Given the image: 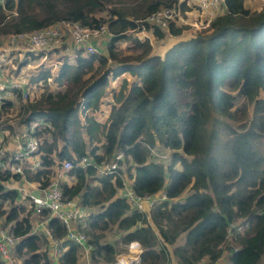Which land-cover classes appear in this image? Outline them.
<instances>
[{
  "label": "trees",
  "instance_id": "16d2710c",
  "mask_svg": "<svg viewBox=\"0 0 264 264\" xmlns=\"http://www.w3.org/2000/svg\"><path fill=\"white\" fill-rule=\"evenodd\" d=\"M174 1L6 0L4 7L0 5L4 36L59 21L89 26L105 22L115 33L107 37L106 54L77 50L72 61L63 57L52 77L58 89L46 87V70L28 78L31 89L27 88L20 105L19 119L48 121L46 130L52 137L47 141L40 136V167L25 168L22 175L0 170V216L9 222L11 256L13 252L21 258L18 264H52L44 234L32 231V214L47 218L50 238L59 241L58 249L63 248L57 256L59 264H76L78 247L63 237L62 222L47 217L45 210L35 213L27 195L6 185L24 178L41 186L63 159L73 166L61 176L74 177L72 183L59 179L64 197L80 196L82 205L102 206L78 228L89 236L92 256L100 255L103 264L118 251L116 245L101 242L107 230L122 243L140 244L134 264L211 262L220 253L226 224L235 218L244 219L247 226L233 240L236 249L224 264L258 263L264 251V210L256 212L264 202V0L254 10L245 7L243 0H223L221 12L195 34L172 43L162 55L151 53L147 38H131V46L138 50L118 55L114 47L118 40L129 38L126 30L135 28L151 10ZM184 5L182 0L181 8ZM166 29L171 34L180 31L172 22ZM147 30L158 38L165 28L153 25ZM124 71L134 79L124 80L116 103L99 121L93 113L99 110L108 76ZM38 80L45 84L39 91ZM157 143L169 150L167 163L152 159ZM52 151L56 160L50 156ZM117 151L122 158L116 171L99 175L94 164L112 159ZM82 155L90 163L78 165ZM121 166L130 169L127 175L136 193L164 191L166 197L150 207L148 219L119 195ZM186 188L189 192L182 196ZM0 264L9 263L0 257Z\"/></svg>",
  "mask_w": 264,
  "mask_h": 264
},
{
  "label": "built area",
  "instance_id": "2783aa9c",
  "mask_svg": "<svg viewBox=\"0 0 264 264\" xmlns=\"http://www.w3.org/2000/svg\"><path fill=\"white\" fill-rule=\"evenodd\" d=\"M5 1L6 0H0L1 7H4ZM222 6L223 0H196L198 12L204 13L208 18L212 15H217L222 9ZM182 12L181 0H176L168 5H160L148 12L142 18L141 22L131 30L145 32L147 31V28L153 25L166 29L170 22L181 17ZM67 23L70 25L69 32L74 45L73 52L75 54L77 53V50H82V52L89 54H99L101 40L105 37L115 36V33L108 30L105 22L91 26L83 25L79 22L68 21ZM203 24L204 22L199 19L195 22H191V25L197 31L203 27ZM8 42L9 44L19 42L29 46L30 49L43 51L48 49L53 50V48L62 45V50L65 52L69 51L68 44H63L62 42L61 31L57 23L54 25L33 28L31 30H21L9 33ZM1 51H3V47H0V53ZM71 52L72 50L67 55H70ZM14 94H19L24 98L27 95V88H25L19 80L10 77H3L0 73V104L3 103V98L5 96ZM48 128H50L48 121L42 118L31 119L26 127L17 133L15 146L12 148H9L3 136L0 135V170H13L22 175V171L25 168L32 169L40 167L42 158L36 159L33 162L27 161L25 165H23L22 162L30 154L38 153L37 149L40 136ZM121 158V151H117L114 153L112 159L102 160L100 163L94 164L95 171L99 175L115 172L118 167V160H121ZM88 163L90 162L87 155H82L77 164L84 166ZM72 166L73 163L69 159H63L57 170V175L51 177L41 186L38 183L35 185L34 188L38 190L37 196L31 195L30 193H28V196L32 202L35 213H40L45 210L47 217L55 216L64 225L63 234L66 239L73 241L77 246L83 247L87 239L86 233L72 228L71 224L72 222L84 221L87 215L80 204L72 201L70 198H65L59 187V174ZM119 195L124 197L125 200L128 201L137 211L144 213L147 219L150 207H152L158 199H164L166 197L164 191H160L157 195L138 194L132 189L131 184L126 182L122 177ZM263 210L264 202L257 208L256 212L259 213ZM7 225L8 223L5 226L0 227V257L6 259L9 264H12L13 258L11 256V251L13 237L7 232ZM246 226V221L241 218L232 219L226 224L223 237L218 244L220 253L216 259L222 257L225 258L224 256H227L232 250L236 249L233 240L246 228ZM121 247L124 252L118 253L106 264H134L138 262L142 248L137 241L132 240L128 243L122 244ZM212 263L213 262L211 261L209 264ZM193 264L208 263L197 262Z\"/></svg>",
  "mask_w": 264,
  "mask_h": 264
},
{
  "label": "crops",
  "instance_id": "0c3cea01",
  "mask_svg": "<svg viewBox=\"0 0 264 264\" xmlns=\"http://www.w3.org/2000/svg\"><path fill=\"white\" fill-rule=\"evenodd\" d=\"M184 2H185V5L182 8L183 12L181 13V17L176 18L174 21H172V24L174 27H180V31L178 33L171 34L167 31V29H165L164 31H162V33H163L162 36L157 38L152 33H150L148 30L145 32L126 30L125 33L129 34V38H123V39H121V41H119L120 45L125 47L124 51H128V49H130V48H131L130 51L132 50V47H131L132 43L130 41L131 38H138L140 40H142L143 38H147L148 42L151 46V53H156V54L162 55L163 52L166 50V48H168L175 41H177L179 39H184V38L191 36L197 32V30L191 25V22H195L197 19H199V20L204 22L203 26H205L209 22V20L212 18L213 15L208 18V17H206V15L204 13L198 12L197 7H196V0H184ZM243 5L245 7H248L249 9L252 7V9H250V10H254V9H259L263 5V1L262 0H252V1L251 0H243ZM223 9H224V6H222V9L220 10V12ZM67 22L68 21H59V22H57V24H58L60 31H61L62 42H63V44L64 43L68 44L69 51L65 52L64 50H62V45L59 47L53 48V50H51V51H48V50H46V51H48V53H50V55L56 52V54H61L66 59H68V58L73 59V57L75 55V53L73 52L74 45L72 43V38H71V35L69 32L70 25ZM20 45H22V44L19 42H13V43L9 44L8 34L5 36L0 34V47H3V51H1V53H0V63L4 60L3 54H4V51L6 50L5 47L10 46V47L14 48L15 51H19L21 49ZM106 45H107V38L105 37L101 40V44L99 46V50H100L99 54H106V50H105ZM27 48L30 49L29 46H27ZM133 48H135V47H133ZM31 50H33V49H31ZM31 50H28V51H31ZM36 50H38V49H36ZM71 50H72L71 54L67 55V54H69V52ZM46 51L42 50V54H40V55H42L44 57L47 54ZM62 59H63V57H62ZM60 62H59V64H60ZM4 67L5 66L0 65V73L2 74L3 77H8L5 74L6 71H5ZM57 68H58V66L55 69V73L57 71ZM54 74H53V76H54ZM13 79H16V78H13ZM132 79H134L133 76L127 71H124V72H122L118 75H115V76H111V75L108 76V85L105 88V93L102 96V102H101V104H103L106 100L109 99L106 102L107 106L105 108L104 107L101 108V104H100L99 110L93 113L99 121L105 120L111 104L116 103L117 99L120 96V94H118V95H117V93L115 94L116 91L114 92V90H112L110 93V88H112V85L116 86L118 84L120 87L123 84L124 80H126L127 82H130ZM16 80H18V79H16ZM121 80H122V83H121ZM53 83H54L55 89H58V86L55 84L54 81H53ZM51 87L52 86L49 85V88H51ZM29 89H31L30 86H29ZM105 94H108V95L106 97H104ZM26 97L22 98L19 94L5 96L3 98V101H10L11 102V104L8 106L9 109H5L3 107L4 105L1 106L2 104H0V135L3 136V138L5 139V141L8 144L9 148H12L15 146L17 133L19 131H22L28 123V122H21L18 115L13 117V115H15L16 113L18 114V112L20 110V105ZM103 97H104V99H103ZM86 111H87V114H91L90 110H86ZM42 134H43V137H46L47 141H49L52 137V134L46 130ZM83 137L86 140L87 145H89L88 138L84 134H83ZM56 142H57L58 146H60L62 144V140H60L58 137L56 139ZM41 155H43V153H41V152L30 154L29 156L26 157L25 160H23L22 164L25 165L27 161L33 162L36 159H40V158H42ZM50 156L56 160V157H55L53 151L50 152ZM175 166H178V164H175ZM123 168H125V167L121 166V170L123 172L120 174V176L122 178H124L126 182L131 183L130 176L124 174ZM53 172H54V169H52L51 174ZM129 173H131V172H129ZM56 175H57V170L53 173V176H56ZM58 178L61 180V182L65 181L67 183H72L74 181L73 176H71V175H62L61 176V173L59 174ZM22 180L24 181V183H22L21 180H17V181H14L15 185H13V186L16 187L21 194L28 196V193H30V191L32 189H34L35 185L38 182L37 181H26L24 178ZM92 183H96V182L93 181ZM70 199L72 201L80 204V206L84 209V212L86 213L87 216H88V214L92 215V214H94V213H96L102 209V206L98 203L90 204V205H82L79 201L80 196H74V197H71ZM175 199H176V197L173 198V200H175ZM46 220H47V218H43L42 216L32 214L30 216L32 231L39 233L41 235H42V233L44 234V237L46 238V241H47V250L49 253V257L52 261V264H59V262L57 260V256L63 248L61 250L58 249L57 244L59 241H56L55 239L50 238V236H49L50 233H49V230L47 229V226H46ZM4 221L6 223H8V225H9V222L4 220V218L2 216H0V227L4 226ZM84 224H85V221H83V222L82 221L81 222H72L71 226H72V228H74L76 230L83 231V230L79 229L78 227H81ZM63 237L66 238L64 236V234H63ZM88 239H89V236H87L85 245L83 247L77 246L78 247V254H77L76 264H103L104 261L100 255L94 256L95 258L92 256L91 251L93 250V247L91 245V241H89ZM106 239H107V232H105V235L101 239V242L106 241ZM177 240L179 243L182 242L183 236L177 237ZM87 242L90 244V246ZM122 244H124V243L120 242V240L117 239L116 246L118 247V251L115 252L114 257L118 253L124 252V250L121 247ZM12 256H13V261L16 260L15 264H18L20 262L21 258L17 256L19 258V259H17L16 255L13 252H12ZM224 257L225 258L222 257L220 259L212 260V262H213L212 264H224L226 261V256H224ZM207 263L209 264L210 262H207ZM173 264H176V263H173ZM257 264H264V251H263L262 255L260 256V259H259Z\"/></svg>",
  "mask_w": 264,
  "mask_h": 264
},
{
  "label": "rangeland",
  "instance_id": "374dc122",
  "mask_svg": "<svg viewBox=\"0 0 264 264\" xmlns=\"http://www.w3.org/2000/svg\"><path fill=\"white\" fill-rule=\"evenodd\" d=\"M250 9H252V7ZM97 13L98 14H104L105 12L99 11ZM119 41H121V40H118L115 44V47H114L115 50L118 52V55H122V53L132 54V53H135L136 50H138V48H133V46H131L132 47L131 51H130L131 48L128 49V51H124L125 47L120 45ZM20 47H21V49L19 51H15V49L10 47V46L5 47L6 50L4 51V54H3L4 60L0 63L1 66H5L4 67V69L6 71L5 74L10 78L18 79L19 82L25 88L26 87L28 88L29 87L28 82H27L28 78H30L31 76H33L36 72H38L40 70H46L49 73V77L46 79V87L49 88V85H51L52 87L49 89L55 90L54 83L52 81V76L55 73L56 67L59 65V62L62 61V57H64V56H62L61 54H56V52L50 55V53H48V51H46L47 54L43 57L42 55H40V54H42V50H31V49H28L27 46L24 44L20 45ZM140 49H141V47H139V50ZM28 50H31V51H28ZM24 59H25V62L19 64L21 66L17 67V63H20V61H22ZM18 60H19V62H17ZM68 60L72 61L73 59L68 58ZM121 83H122V80H121ZM44 85L45 84L43 82H41V80H38L37 84H36L37 91H39L40 88L43 87ZM112 90H114V92L116 91L115 94L117 93V95H118L121 91V88L119 87L118 84L116 86L112 85V88H110V93ZM107 95L108 94H105L104 97H106ZM261 95H262V92H261ZM104 97H103V99H104ZM108 100H106L103 104H101V108H103V107L105 108L107 106L106 102ZM241 101H242V99L240 98L237 100V103H240ZM10 104H11L10 101H3V103H2V105H4L3 107L5 109H9L8 106ZM249 108H250V106H249ZM17 115L18 114L16 113L15 115H13V117L17 116ZM261 144H262V147H264V135L261 138ZM154 151H155V155L152 158L154 161L161 160L162 163H167V161L169 159V150L168 149L163 148L159 143H157L154 147ZM129 170L125 169L124 174L127 175L129 173ZM9 181L6 184L7 186L15 185V183H12ZM21 181H22V183H24L23 180H21ZM188 192H189V189L186 188L182 191L181 195L183 196ZM3 204L5 206H9V202H7V201H5ZM6 224L7 223L4 221V226ZM106 241L111 243V244L116 245L117 234H115L112 230H107ZM6 244H7V242H6ZM16 258L19 259L17 256H16ZM15 263H16V260L13 261V264H15Z\"/></svg>",
  "mask_w": 264,
  "mask_h": 264
},
{
  "label": "water",
  "instance_id": "95a60500",
  "mask_svg": "<svg viewBox=\"0 0 264 264\" xmlns=\"http://www.w3.org/2000/svg\"><path fill=\"white\" fill-rule=\"evenodd\" d=\"M30 194L31 195H34V196H37L38 195V190L37 189H32L31 191H30Z\"/></svg>",
  "mask_w": 264,
  "mask_h": 264
}]
</instances>
